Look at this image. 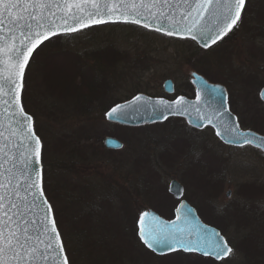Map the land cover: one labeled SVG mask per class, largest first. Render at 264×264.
<instances>
[{"label": "rangeland", "instance_id": "374dc122", "mask_svg": "<svg viewBox=\"0 0 264 264\" xmlns=\"http://www.w3.org/2000/svg\"><path fill=\"white\" fill-rule=\"evenodd\" d=\"M153 32L125 23L92 26L62 40L55 37L63 33L52 36L30 59L23 104L42 140L46 198L53 205L69 261L203 264L182 252L155 255L131 234L133 221L143 210L161 212L169 219L177 200L168 192V183L176 179L184 187L183 198L209 224L219 226L234 246V256L208 263L264 264V184L260 183L264 158L257 151L224 146L210 130L200 133L201 141L197 137L193 145H185L189 134L180 119L140 129L105 118L108 108L136 93L165 96L166 79L182 90L191 71H196L225 84L242 120L264 133V116L256 100L264 85V0H247L238 26L208 48ZM100 49H108L105 56L93 54ZM74 58L78 69L86 68L89 78L97 76L100 82L93 99H81L87 92L76 85L81 82L77 74L74 82L66 80L59 89L55 85L59 73L51 69L66 70L70 65L75 70ZM47 68L52 71L49 78ZM253 71L261 74L260 80L246 83ZM105 136L119 139L123 147L106 148ZM116 185L124 192L121 200L128 203L132 224L127 210L126 217L122 212L123 201L110 199ZM102 235L111 243L109 252L103 250Z\"/></svg>", "mask_w": 264, "mask_h": 264}, {"label": "snow or ice", "instance_id": "6c2138e0", "mask_svg": "<svg viewBox=\"0 0 264 264\" xmlns=\"http://www.w3.org/2000/svg\"><path fill=\"white\" fill-rule=\"evenodd\" d=\"M246 3L247 0H0V264H70L53 205L43 186L42 140L34 130L33 116L23 104L26 70L33 52L51 36L108 23H131L169 37L200 39L208 48L209 42L216 44L238 26ZM196 82L201 92H217V87L201 78ZM141 99L137 96L130 103ZM200 102L198 92L194 104L186 103L183 96L173 103H158L171 114L184 115L188 108L199 112ZM124 108L117 105L107 115L111 119ZM223 115L217 110L215 118ZM207 121L212 124V117ZM225 131L235 133L241 146L251 145L255 139L239 132L238 125L226 126ZM216 135L222 137L224 133L217 130ZM257 144L264 148V140ZM176 213L174 220L164 222L142 212L138 221L140 241L154 252L167 248L169 252L196 253L215 260L236 254L220 232L199 221L193 224L189 219L192 212L185 205L181 204Z\"/></svg>", "mask_w": 264, "mask_h": 264}, {"label": "water", "instance_id": "95a60500", "mask_svg": "<svg viewBox=\"0 0 264 264\" xmlns=\"http://www.w3.org/2000/svg\"><path fill=\"white\" fill-rule=\"evenodd\" d=\"M172 10L173 9H168V11H172ZM177 15H178V13H177ZM59 34H61V33H59ZM194 41H196L198 45L203 47V41L202 40L197 39ZM209 44H210V46L213 45L210 42H209ZM193 76H194L193 83L197 87V93L198 92L201 93V102L199 103V109H200L199 112H197L195 108H188V110L185 112L184 115L171 114L167 110L163 109L162 106H160L158 102L163 100V101H166L168 103H173L178 97L172 101H169V100L162 98V97H155V96H150V95H147L144 93H139V94L132 96L130 99L119 102V103L113 105L112 107H110L105 112V118L108 121L115 122V123H118L121 125L132 126V125H141V124L151 123V122H155V121L165 120L164 116H167V117L183 116V117H186L187 120L191 124H196L195 122H197V124H201L202 126L203 125H209V126L213 127L215 134H216L217 130L223 132L224 135L222 137L216 135L222 142L228 143V141H233V143H229V144L240 145V140L235 135V133L225 131L226 126L236 127L238 125L236 117L228 108L226 96H225V89L218 84H211V83L207 82V80L200 75L195 74ZM197 78L203 79L210 86L217 87V91H219L220 93L223 92V96H221L219 94L217 98H213L212 95H208L204 92H201V85L196 82ZM162 87L166 93H171L173 91L172 80L166 79L163 82ZM137 96H140L142 98L141 101L137 102V103H130V102H133L135 97H137ZM179 97H181V96H179ZM196 98H197V96H196ZM196 98L192 99V100H187L185 98V102L189 103V104H194V103H196ZM262 98L264 99V89L262 91ZM117 105H124L125 108H124L123 112H121L119 115L114 116L113 118L110 119L107 114L109 112H111L112 108L116 107ZM154 106H155V110H154ZM217 110L224 112V115L222 117H220L219 119L215 118ZM229 113H230V115H229ZM201 117H204L205 119H201ZM207 117H212V124L208 123ZM238 131L242 132V133H248V134H250V137H254L255 139L253 141V145L256 147H259L257 144L258 141L264 140V136L260 135L256 132H253V131L243 132V131L239 130V127H238ZM103 142H104V146L106 148H109V149H120L123 146V143L120 140H118L117 138L112 137V136H105L103 138ZM259 148L264 150V148H262V147H259ZM168 192L174 198L179 199V203L177 204L176 208L174 209V217L172 219H170V220L165 219L164 217L160 216L157 212H155L152 209H148V210H145L143 212L151 213L153 216L157 217L160 221L169 222V221L174 220L176 218V215H177L176 209L181 204H183L186 206V209L191 210L192 216L189 217V219L192 220L193 224H195L196 221H199L200 224L206 225L208 228L215 229L216 231L220 232L219 229H217L216 227L203 223L201 221V219L199 218L196 209L193 206H191L185 199L182 198L183 193H184V188L179 181H177L176 179H172L168 185ZM138 221H139V217L137 220V235H138V231H139ZM138 238H139V235H138ZM149 250L152 251L151 249H149ZM152 252H154V251H152ZM161 252L163 254H161ZM154 253L157 255H164V254L171 253V252H169L167 250V248H163V249H157V251H155ZM216 261H220V260H216Z\"/></svg>", "mask_w": 264, "mask_h": 264}, {"label": "flooded vegetation", "instance_id": "af4514ba", "mask_svg": "<svg viewBox=\"0 0 264 264\" xmlns=\"http://www.w3.org/2000/svg\"><path fill=\"white\" fill-rule=\"evenodd\" d=\"M227 35H225L223 38H225ZM222 39H220V40H222ZM261 72L264 73V67L262 68V71ZM193 73H197V74L203 76L202 74H200V73H198L196 71H191L190 78L188 79V82H186V86L182 90L177 91V87H175V83L173 82V91L171 93H165L164 92L165 96H162V97L166 98L169 101H172V100H174L175 98H177L179 96H183L187 100L195 99L196 96H197V87L193 83V79H194ZM247 76H248V78H245L246 79V83L250 82L251 84H253L257 80H260L261 74L258 71H253L251 73V75H247ZM261 79L263 80L262 82L264 83V76H262ZM209 82H211V81H209ZM212 83H214V82H212ZM217 84H220V86H222L225 89V96H226V101H227L228 108L234 114V116L236 117L239 130L240 131H243V132L253 131V132H256V133L264 136V133L261 132V131H259L256 127H254V125H252V124L250 125V123H249L248 120H246V119H245L246 121L245 120H242V116L243 115L240 114V112L238 110L239 107L237 106L238 107L237 108L236 107V104H234V101H232V93L228 89V87L225 84H221V83H217ZM263 89H264V85L262 86V88L258 92V97L256 96V100L259 102V104H260V111L262 112V114L264 116V99L262 98V91H263ZM219 94H220V92L217 91L216 93H213L212 94V97L213 98H217ZM244 96H245V94H244ZM171 119H177V120L180 119L181 121L184 122V124H185L184 128L186 127L187 133L189 134V136L187 138H185V145L186 144L193 145V140L196 139L197 137H198V141H201V139H202V136L201 135L202 134L200 135V133H203L205 130H210L213 133V135L215 136V138L222 145L227 146V147H231V148H235V149L249 148V149H251L253 151L254 150L257 151L261 155V157L264 158V150H262L259 147L254 146L253 144L241 146V145L229 144V143L222 142L216 136L213 127H211L209 125H203L202 126L201 124H197V122H195L196 124H191L187 120V118L186 117H183V116H171V117H168L166 120H171ZM166 120H164V121H166ZM164 121H161V122H164ZM157 122H159V121H157ZM157 122H155V123H157ZM151 124H154V122H152ZM148 125L149 124H141V125H137L136 127L137 128L139 127L141 129V127L143 128V127L148 126ZM260 183H263L264 184V180H261ZM263 190H264V186L262 187V192H263ZM178 201L179 200H177V203H178ZM177 203H176V205H177ZM195 208L197 209V207H195Z\"/></svg>", "mask_w": 264, "mask_h": 264}, {"label": "trees", "instance_id": "16d2710c", "mask_svg": "<svg viewBox=\"0 0 264 264\" xmlns=\"http://www.w3.org/2000/svg\"><path fill=\"white\" fill-rule=\"evenodd\" d=\"M132 26H136V27H138V28H140V29H143V30H145V31H147V32H151V33H154L153 31H148V30H146V29H144V28H142V27H139V26H137V25H133V24H131ZM93 28H95V27H93ZM92 29V28H91ZM66 34H61V35H58V36H56L55 37V39H57V40H59V39H61L62 40V37H64ZM179 40V39H178ZM188 41H191L192 43L194 42V41H192V40H188ZM105 50H107L108 51V49H104V50H99V51H96V52H93V54H100V56L102 57V56H105V54H106V52L107 51H105ZM104 52V53H103ZM107 54H110V52L109 53H107ZM68 55V57L67 58H70V57H72L73 58V56L71 55V54H67ZM99 56V57H100ZM73 60V59H72ZM58 61V60H57ZM59 61H62V60H59ZM73 63H75L76 64V69L74 70V68L72 67V66H68L69 68L68 69H66V70H64V69H58V68H55V69H51V70H56L57 71V73H59L58 74V79H57V81H55L56 82V86H57V89H59L60 88V84L62 83V82H66V80H72L73 82H74V80L75 79H72V77L73 76H75V74H77L78 76H80V78H81V82H79V83H76V85L78 86V87H80V89L82 88H84L85 89V91L87 92V94H83V96H82V100H84V99H87V98H92L93 96H94V98L96 97V96H98L97 95V91H100V89L98 88L100 85H98L100 82H98V80L96 79V77H95V79H92V78H89V75L87 74L88 73V70L86 69V68H83V69H78L77 67H78V65L77 64H80L78 61H77V58H74V62ZM55 64V63H54ZM46 65H49L50 66V64H46ZM51 65H53L52 63H51ZM54 67H55V65H54ZM53 67V68H54ZM49 68H51V67H49ZM48 69V68H47ZM49 70V72L47 73V72H45V74H46V76H47V78H49V73H50V69H48ZM80 70H81V72H80ZM87 71V72H86ZM56 73V74H57ZM51 74H52V71H51ZM67 74H70V75H68V77H65ZM59 75L62 77V78H60L59 77ZM86 79V80H85ZM62 89V88H61ZM63 90V89H62ZM66 91V90H65ZM93 95V96H92ZM93 99V98H92ZM91 100V99H90ZM61 143H62V141H60ZM42 152H43V150H42ZM43 161V160H42ZM43 186H44V190H45V169H43ZM111 188H113V187H111ZM113 190H116V193L112 196V197H110V199L112 200V201H114V199H116V198H118V199H120L121 200V197L123 198V190L118 186V185H116L115 186V188H113ZM160 191H162V190H160ZM162 193H163V191H162ZM45 194H46V192H45ZM121 195V196H120ZM164 195L166 196H168V197H170V195L168 194V192H166V191H164ZM46 196H47V194H46ZM121 201H123V210H122V212H124V214H125V211L127 212V214H128V216H127V218H128V222H130L131 224H132V222H131V216H130V210H128V209H126L125 207H127L128 208V203H125L124 204V202H125V200L123 199V200H121ZM111 203V202H110ZM160 207V206H159ZM159 207L157 208V209H159ZM161 209V208H160ZM129 211V212H128ZM197 211H198V213H199V216L201 217V219L204 221V222H206V223H209V222H207L204 218H203V216H202V214H201V212L199 211V209L197 208ZM159 212V211H158ZM162 216H164L165 217V214H163V213H161V212H159ZM167 214H169L168 212H166ZM98 215V214H97ZM173 216V210H170V217L169 218H171ZM88 217V216H87ZM125 217H126V214H125ZM136 218H137V216L135 217V219H134V226L132 227V236L135 238V239H137V240H139L138 239V237H137V227H136ZM167 218V217H166ZM114 220V219H113ZM99 222H100V219H99ZM217 223V222H216ZM118 227H119V225H118ZM220 230H221V228L219 227V226H217ZM59 228V227H58ZM99 228H100V225H98V227H97V229L99 230ZM222 231V230H221ZM102 237V240L104 241L103 242V250L105 251H108L109 252V250H110V247H111V243H110V241L106 238H103V235L101 236ZM64 242V241H63ZM144 246V245H143ZM179 253H181V252H179ZM66 254H67V251H66ZM109 254V253H108ZM172 255H173V253H171ZM181 254H184V255H192V256H195V257H197V258H199L200 260H202V261H205L204 263L205 264H207L208 262L207 261H209V262H215V263H217V262H221V261H215L214 259H212V258H210V257H203V256H200V255H198V254H195V253H189V254H185V253H181ZM68 256V255H67ZM109 256H112V255H110L109 254ZM247 258L249 259V260H251V257L250 256H247ZM203 263V264H204ZM71 264V263H70ZM208 264H210V263H208Z\"/></svg>", "mask_w": 264, "mask_h": 264}]
</instances>
